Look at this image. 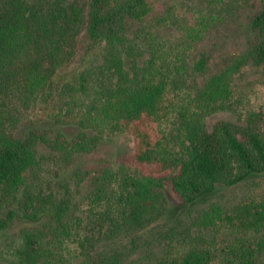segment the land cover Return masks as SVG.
Instances as JSON below:
<instances>
[{"label": "trees", "instance_id": "obj_1", "mask_svg": "<svg viewBox=\"0 0 264 264\" xmlns=\"http://www.w3.org/2000/svg\"><path fill=\"white\" fill-rule=\"evenodd\" d=\"M247 3L254 13L245 49L200 81L180 78L190 91L177 109L178 143L169 146L158 134L160 119L169 112L174 116L167 76L139 79L143 47L128 33L129 19L143 20L151 11L147 0H0V233L19 225L14 264H116L117 252L101 244L160 217L166 188L180 202L192 203L220 185L264 173V106L242 112V122L205 123L211 112L238 107L232 85L236 74L248 65H264V0ZM82 30L103 50L96 81L84 71L69 87L77 91L75 102L86 95L77 115L83 131L70 141L51 139L36 128L17 135L24 110L39 96L49 97L57 70L78 53ZM127 58L132 76L125 68ZM207 60L204 54L195 60L199 76L208 71ZM124 130L135 141L130 163L149 167L147 173L125 164L94 169L85 216L74 214L70 198L44 192L42 145L70 159ZM199 224L263 231L264 200L245 201L228 211L213 202ZM253 243L245 248L252 257L264 249V233ZM215 255L208 246L188 244L151 264H211Z\"/></svg>", "mask_w": 264, "mask_h": 264}, {"label": "rangeland", "instance_id": "obj_2", "mask_svg": "<svg viewBox=\"0 0 264 264\" xmlns=\"http://www.w3.org/2000/svg\"><path fill=\"white\" fill-rule=\"evenodd\" d=\"M147 1L151 11L143 20L129 19L128 33L130 39L143 47V55L137 59L139 79L156 74L161 77L164 73L167 76L168 95L175 104V109H172L174 116L169 112L160 119L158 134L163 138L164 145L168 143L173 146L178 143L177 109L183 102L181 97L190 91V84L185 85L180 78L185 76L200 81L245 49L254 10L247 0ZM77 40L78 53L57 70L53 88L47 89L49 97L43 99L39 96L24 110L22 123L16 129L17 135L36 128L51 139L70 141L83 131L77 115L86 95L80 97L81 102H75L73 98L77 91L69 87L76 84L78 75L84 71L89 76L94 74L93 81H96L95 74L99 73L102 64L103 50L102 44L93 41L86 30L79 33ZM202 54L208 58V71L199 76L194 62ZM131 67V60L127 58L125 68L129 76L134 73ZM232 85L238 107L207 114L205 123L208 127L218 120L242 122V112L264 106V65L246 66L236 74ZM61 89L65 90L60 95ZM134 145L132 135L126 130L113 133L94 151L79 153L70 159L42 145V188L44 192H58L70 198L74 214L85 216L88 213L85 210L88 208V195L94 187L91 183L94 169L105 166L117 168L125 164L132 170L148 172L149 167L130 163L129 155ZM164 196L166 209L160 217L142 226L118 232L103 241L101 247L108 250L112 247V254L117 252L120 259L116 264H151L159 257L170 256L188 244L196 243L217 252L211 264H264V249L254 257L245 251L249 243L258 239L264 230L240 233L225 227L213 229L199 224V216L213 202L228 211L245 201L264 200V173L235 185H220L213 193L192 203L180 202L169 188L165 189ZM84 220L87 222V218ZM19 233V225L15 230L0 233V264H14L13 249L18 245ZM71 243L74 244L73 241ZM251 245L254 246V243ZM245 256L248 258L246 263L242 261Z\"/></svg>", "mask_w": 264, "mask_h": 264}]
</instances>
